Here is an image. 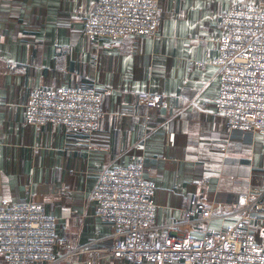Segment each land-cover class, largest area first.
Wrapping results in <instances>:
<instances>
[{"label": "crops", "instance_id": "crops-1", "mask_svg": "<svg viewBox=\"0 0 264 264\" xmlns=\"http://www.w3.org/2000/svg\"><path fill=\"white\" fill-rule=\"evenodd\" d=\"M248 1L264 0H160L158 33L116 44L85 34L97 0H0V206L41 202L58 218L56 254L83 250L55 264H137L111 255V224L96 215L92 192L107 167L144 159L156 224L177 236L204 233L199 220L182 224L195 193L212 203L218 229L264 185V133L230 129L216 107L221 15ZM93 85L104 108L94 137L27 122L34 88ZM147 90L167 107L148 108ZM252 227L264 246V214Z\"/></svg>", "mask_w": 264, "mask_h": 264}, {"label": "built area", "instance_id": "built-area-1", "mask_svg": "<svg viewBox=\"0 0 264 264\" xmlns=\"http://www.w3.org/2000/svg\"><path fill=\"white\" fill-rule=\"evenodd\" d=\"M161 23L160 0H97L85 23L91 39L120 43L129 35H156ZM219 54L213 59L220 73L216 104L230 129L264 133V1L235 2L221 15ZM148 107H167L162 95L141 91ZM103 94L90 87H36L26 103V120L34 126L58 123L65 132L94 137L104 114ZM145 161L107 167L92 192L96 215L112 227L110 253L132 263L147 264H264V246L252 221L264 214V185L241 195L232 211L234 222L215 229L212 203L195 193L193 207L182 224L204 223L198 237L190 231L177 236L171 227L156 224L157 186L146 177ZM58 218L41 202L0 206V255L7 264H55L83 250L59 256Z\"/></svg>", "mask_w": 264, "mask_h": 264}, {"label": "rangeland", "instance_id": "rangeland-1", "mask_svg": "<svg viewBox=\"0 0 264 264\" xmlns=\"http://www.w3.org/2000/svg\"><path fill=\"white\" fill-rule=\"evenodd\" d=\"M76 248H78V247H76ZM71 249H74V248H71ZM70 250V249H69Z\"/></svg>", "mask_w": 264, "mask_h": 264}]
</instances>
